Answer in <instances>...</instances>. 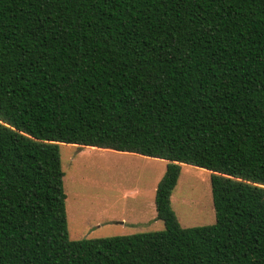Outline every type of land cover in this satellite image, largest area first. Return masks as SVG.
Returning <instances> with one entry per match:
<instances>
[{
    "label": "trees",
    "instance_id": "trees-1",
    "mask_svg": "<svg viewBox=\"0 0 264 264\" xmlns=\"http://www.w3.org/2000/svg\"><path fill=\"white\" fill-rule=\"evenodd\" d=\"M63 143L167 160L165 229L72 239ZM0 264H264V0H0Z\"/></svg>",
    "mask_w": 264,
    "mask_h": 264
},
{
    "label": "rangeland",
    "instance_id": "rangeland-1",
    "mask_svg": "<svg viewBox=\"0 0 264 264\" xmlns=\"http://www.w3.org/2000/svg\"><path fill=\"white\" fill-rule=\"evenodd\" d=\"M70 237L74 240L161 231L155 197L168 161L91 146H60ZM212 173L182 164L172 205L184 227L216 221Z\"/></svg>",
    "mask_w": 264,
    "mask_h": 264
},
{
    "label": "crops",
    "instance_id": "crops-1",
    "mask_svg": "<svg viewBox=\"0 0 264 264\" xmlns=\"http://www.w3.org/2000/svg\"><path fill=\"white\" fill-rule=\"evenodd\" d=\"M93 148H95V147H93ZM104 149V148H103ZM107 150V149H106ZM109 150H112V149H109ZM116 151V150H115ZM121 152V151H120ZM129 153H132V152H129ZM135 154H137V153H135ZM140 155V154H139ZM144 156V155H143ZM146 157H150V156H146ZM151 158H154V157H151ZM157 159H160V158H157Z\"/></svg>",
    "mask_w": 264,
    "mask_h": 264
}]
</instances>
